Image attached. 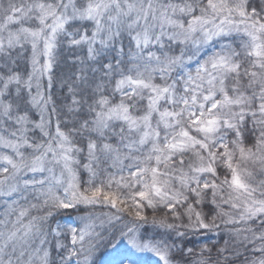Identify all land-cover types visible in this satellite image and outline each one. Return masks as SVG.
Returning <instances> with one entry per match:
<instances>
[{"label": "snow or ice", "instance_id": "1", "mask_svg": "<svg viewBox=\"0 0 264 264\" xmlns=\"http://www.w3.org/2000/svg\"><path fill=\"white\" fill-rule=\"evenodd\" d=\"M137 253L264 264V0H0V264Z\"/></svg>", "mask_w": 264, "mask_h": 264}, {"label": "trees", "instance_id": "2", "mask_svg": "<svg viewBox=\"0 0 264 264\" xmlns=\"http://www.w3.org/2000/svg\"><path fill=\"white\" fill-rule=\"evenodd\" d=\"M127 247V245H120V249L121 252L119 253H115L113 252V250L111 248H108L105 251V255H104V259L106 261H112V260H116L119 259L121 255H124L125 253L123 252V249H125ZM134 259H138L139 260V264H152V262L155 260V257L152 256L151 254H140L137 253L135 257H133ZM125 264H127V262H125Z\"/></svg>", "mask_w": 264, "mask_h": 264}]
</instances>
